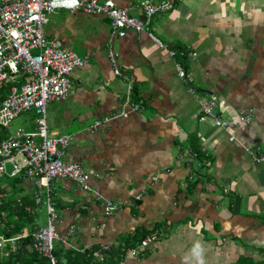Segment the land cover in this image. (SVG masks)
Returning a JSON list of instances; mask_svg holds the SVG:
<instances>
[{
  "label": "crops",
  "instance_id": "crops-1",
  "mask_svg": "<svg viewBox=\"0 0 264 264\" xmlns=\"http://www.w3.org/2000/svg\"><path fill=\"white\" fill-rule=\"evenodd\" d=\"M110 1L142 17L137 4L144 0ZM173 1L149 30L129 29L121 38L107 18L81 10H56L44 27L84 61L70 74L68 98L46 105L49 136L70 138L64 161L79 164L101 199L117 205L106 216L73 182H49L57 232L65 237L73 229L68 245L56 242L64 264H85L81 250L103 246L111 248L108 261L120 252L115 264H197V244L203 264H264V0ZM176 65L190 82L177 77ZM211 98L223 120L237 123L233 140L211 119L199 120L196 100ZM133 104L138 111L104 121ZM248 110L251 121L238 123ZM23 114L19 130L34 132V113ZM10 173L1 197L34 200V182ZM28 213V231L46 224L42 205ZM150 235L157 240L136 257L125 255Z\"/></svg>",
  "mask_w": 264,
  "mask_h": 264
},
{
  "label": "built area",
  "instance_id": "built-area-1",
  "mask_svg": "<svg viewBox=\"0 0 264 264\" xmlns=\"http://www.w3.org/2000/svg\"><path fill=\"white\" fill-rule=\"evenodd\" d=\"M173 6V0H159L157 3L153 0L141 1L137 4L142 12L139 19L129 15L130 7L119 8L110 0H0V126L7 127L28 111H32L35 116L34 132L18 130L0 142V179L6 174L8 164L12 168L11 177L23 173L37 187L33 197L35 205H42L46 212V224L34 232L27 231L9 239L0 236V250L4 257L16 252L19 241L30 235L31 249L38 256L34 264H58L53 255L54 244L60 242L68 245L67 239L73 229L70 228L64 237L55 228L59 216L49 195V182L52 180H69L81 191L92 194L101 202L106 216L117 210L116 204L101 199L91 187L90 175L79 164L64 161L70 138L49 136L46 105L68 98L73 88L70 74L75 68L84 65L83 59L77 54L66 50L57 39L45 35L44 27L49 16L61 9L103 16L110 22L112 35L121 38L129 29L137 33L149 30L153 17L169 12ZM158 45L161 44L158 42ZM108 52L110 61L114 63L116 55L111 49ZM175 70L178 78L191 81L181 65H176ZM114 74L119 75V70L115 69ZM188 92L194 94L192 88ZM196 102L201 112L199 120L211 119L217 128L228 132L233 140L231 131L237 123L223 120L214 111L216 105L213 98ZM129 108L122 107L104 121L126 118L129 110L138 111L140 106L133 104ZM253 114V110L242 111L237 122L249 123ZM100 124L97 121L95 126ZM258 161L264 162V159ZM42 188H45V199L42 198ZM156 240L155 235L144 237L134 248L125 250V255L136 257L140 250ZM110 252V246L81 250L85 264H105ZM118 264H124V260H119Z\"/></svg>",
  "mask_w": 264,
  "mask_h": 264
},
{
  "label": "trees",
  "instance_id": "trees-1",
  "mask_svg": "<svg viewBox=\"0 0 264 264\" xmlns=\"http://www.w3.org/2000/svg\"><path fill=\"white\" fill-rule=\"evenodd\" d=\"M0 192V225L1 233L5 239L13 238L27 232L33 225V218L28 213L29 209L35 205L34 200L20 204L13 198L4 199ZM29 208V209H27ZM28 210V211H27ZM31 233V231H29ZM30 235L19 241V248L8 257L0 254V264H34L38 261V256L32 251ZM120 252L114 251L110 256V261L106 264H115L118 260Z\"/></svg>",
  "mask_w": 264,
  "mask_h": 264
},
{
  "label": "rangeland",
  "instance_id": "rangeland-1",
  "mask_svg": "<svg viewBox=\"0 0 264 264\" xmlns=\"http://www.w3.org/2000/svg\"><path fill=\"white\" fill-rule=\"evenodd\" d=\"M25 116H29V114L25 115H21L20 117L18 118H15L7 127H2L0 126V139L4 138V137H8V136H11V135H14L19 129H21V126L24 125L21 124V121L24 120ZM11 166L8 164L6 166V173H10L11 172ZM10 180L7 179L5 176L0 180V185L4 184L5 182H9ZM6 196V194H3ZM2 195V196H3ZM1 199V198H0ZM40 223V221H39ZM1 227L2 225H0V236L2 235V231H1ZM2 253V251L0 250V254ZM53 255L55 257V259L57 260L58 264H64V253H63V250H62V247L59 246L58 243L55 242L54 244V251H53Z\"/></svg>",
  "mask_w": 264,
  "mask_h": 264
},
{
  "label": "clouds",
  "instance_id": "clouds-1",
  "mask_svg": "<svg viewBox=\"0 0 264 264\" xmlns=\"http://www.w3.org/2000/svg\"><path fill=\"white\" fill-rule=\"evenodd\" d=\"M194 255L197 259V264H203V248L200 244L195 245L194 247Z\"/></svg>",
  "mask_w": 264,
  "mask_h": 264
}]
</instances>
